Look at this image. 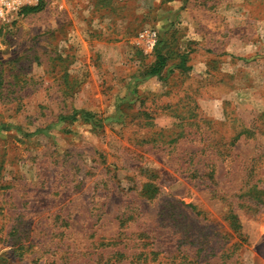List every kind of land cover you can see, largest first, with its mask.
Wrapping results in <instances>:
<instances>
[{
    "label": "rangeland",
    "instance_id": "1",
    "mask_svg": "<svg viewBox=\"0 0 264 264\" xmlns=\"http://www.w3.org/2000/svg\"><path fill=\"white\" fill-rule=\"evenodd\" d=\"M0 264H264V0L0 19Z\"/></svg>",
    "mask_w": 264,
    "mask_h": 264
},
{
    "label": "trees",
    "instance_id": "2",
    "mask_svg": "<svg viewBox=\"0 0 264 264\" xmlns=\"http://www.w3.org/2000/svg\"><path fill=\"white\" fill-rule=\"evenodd\" d=\"M43 5H44V0H38V3L36 5L25 7L19 13L37 12V11L42 9ZM164 63H165V58L159 56L158 61H157V65L151 69L150 74H153V75L157 74L159 72L160 68L164 65ZM80 115H81V117H83V120L93 121L94 124L97 125L96 124L97 120H96L95 115L89 114L88 112H81ZM71 118L75 119V116H72ZM224 219H225L226 223L228 224V226L231 230H233L234 232L239 230L240 224H239L238 219L234 213L229 211L225 215Z\"/></svg>",
    "mask_w": 264,
    "mask_h": 264
},
{
    "label": "built area",
    "instance_id": "3",
    "mask_svg": "<svg viewBox=\"0 0 264 264\" xmlns=\"http://www.w3.org/2000/svg\"><path fill=\"white\" fill-rule=\"evenodd\" d=\"M38 0H0V19L19 13L23 8L34 6ZM138 36L143 40H149L151 45L154 43L155 32L150 29H144Z\"/></svg>",
    "mask_w": 264,
    "mask_h": 264
}]
</instances>
